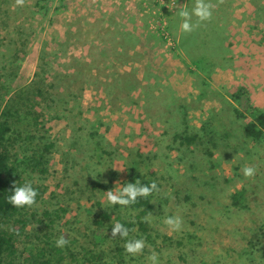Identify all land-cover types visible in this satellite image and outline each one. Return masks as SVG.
<instances>
[{"label":"rangeland","instance_id":"rangeland-1","mask_svg":"<svg viewBox=\"0 0 264 264\" xmlns=\"http://www.w3.org/2000/svg\"><path fill=\"white\" fill-rule=\"evenodd\" d=\"M210 3L211 20L179 35L176 12L194 0H0V111L30 118L9 134L11 182L38 191L35 205L0 218L15 233L13 264H74L70 254L87 251L113 264H150L152 251L159 264H264V138H247L248 119L233 112L246 115L243 98L264 112V0ZM184 132L201 140L173 139ZM40 142L54 144L44 175L29 165ZM128 168L159 188L142 217L149 238L111 237L117 214H138L105 203ZM175 215L182 229L170 232L163 220ZM141 238L143 253L126 254Z\"/></svg>","mask_w":264,"mask_h":264},{"label":"trees","instance_id":"trees-1","mask_svg":"<svg viewBox=\"0 0 264 264\" xmlns=\"http://www.w3.org/2000/svg\"><path fill=\"white\" fill-rule=\"evenodd\" d=\"M197 67H200L201 63H196L192 61ZM130 85V83L128 84ZM27 88H30L28 86ZM129 89H132L131 86H129ZM41 95V91H37ZM242 93H244V89H239L238 93H235L231 95L232 100L234 101H241ZM242 103L244 105V112L246 115L242 112H240L236 107H233V112L238 118L242 119H248L246 123L243 126V133L244 135L255 141L259 142L264 138V112L254 108L250 105L247 99L243 98ZM16 110L13 112L10 109H5L4 111H0V218L2 219H8L14 216L15 214H18L20 209L22 208H16L13 207L8 203V197L12 194L14 185L11 182V178L13 174L15 173V168L13 166L9 165V151H8V138L9 134L12 131V127L15 126L14 124H18L19 126H25L30 121V118L22 119V120H15L14 117H16L15 114ZM30 114V113H28ZM186 117L185 111H183V118ZM13 119V120H12ZM35 124V123H34ZM18 128V126H17ZM44 137L41 138V140ZM173 139H179L182 145L189 146L197 143V141L201 140V136L197 133L189 134L187 132H184L182 134H174ZM41 144V145H40ZM40 144L37 146V149L34 151V153L31 155L29 165L32 167L33 171L37 174L44 175L47 173V164L49 160V155L51 154V150L54 147V144L50 142H40ZM138 172L134 168H128L127 169V183H135L137 179L140 180L141 184L148 185L151 182L148 180L142 179ZM154 193V192H153ZM153 193L144 198L140 197L137 199V202L135 204H132L128 206L131 210L138 211V214L136 215L135 221H123L120 217V215H116L112 220L113 222H119L123 224L126 228L130 230L136 228L145 238H149L150 234H148L149 228L147 224L142 220L143 216H145L152 208L150 200L153 195ZM232 204L234 206H239L240 203V197L238 198L235 196V194L232 195ZM99 220L95 221V224L97 228H103L104 227V221L105 219L107 221H110V215L107 212L101 213L99 215ZM19 224L22 226L25 225V221L16 220ZM14 232H7L4 229L0 228V261H2V264H13L12 258L14 257L16 253V248L14 246ZM117 255L121 258L123 249L122 248H116ZM75 254L71 253L70 256L72 258V262L74 264H113V260L111 258H107V254L105 252H93V251H87L83 254V256L79 259H75ZM39 256V255H38ZM33 257H31L32 260ZM30 264H34L35 260L31 261ZM121 260V259H119ZM28 260H26L27 262ZM40 264H49V260L42 261Z\"/></svg>","mask_w":264,"mask_h":264},{"label":"clouds","instance_id":"clouds-1","mask_svg":"<svg viewBox=\"0 0 264 264\" xmlns=\"http://www.w3.org/2000/svg\"><path fill=\"white\" fill-rule=\"evenodd\" d=\"M15 5L23 7L25 5V0H15ZM213 5L210 0H194V4L189 9L187 6L179 8L176 12V16L179 19V29L178 34H190L201 25L212 18ZM195 18V20L193 19ZM242 174L245 178H252L256 173L254 166H245L241 169ZM154 191H159V188L155 181L148 185L141 184L140 180L137 179L135 183H127L123 185L119 190H109L105 192V203L107 206L128 207L137 202L140 197H148ZM12 194L7 198L8 203L16 208L32 207L36 204V197L38 191L33 187L31 182H26L21 186H14ZM163 224L169 229L170 232H179L182 229L183 220L179 215L169 216L163 220ZM117 235L120 238L126 239L129 236V229L123 224L117 222L113 225L111 229V237L115 238ZM69 241L65 239L64 236H60L55 241V246L58 248H63L67 246ZM145 240L132 239L127 240L124 244V250L126 254L130 256H136L143 253L145 248ZM150 264H159V255L152 251L147 257Z\"/></svg>","mask_w":264,"mask_h":264},{"label":"crops","instance_id":"crops-1","mask_svg":"<svg viewBox=\"0 0 264 264\" xmlns=\"http://www.w3.org/2000/svg\"><path fill=\"white\" fill-rule=\"evenodd\" d=\"M138 41L141 42L140 38H138ZM134 43V42H133ZM138 49V44L136 45L135 43L133 44V48H132V51L133 52H136Z\"/></svg>","mask_w":264,"mask_h":264}]
</instances>
